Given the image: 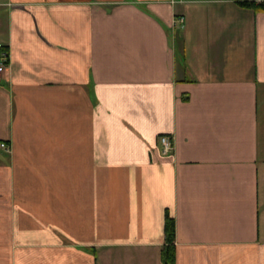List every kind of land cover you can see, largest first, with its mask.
<instances>
[{
    "label": "crops",
    "instance_id": "crops-1",
    "mask_svg": "<svg viewBox=\"0 0 264 264\" xmlns=\"http://www.w3.org/2000/svg\"><path fill=\"white\" fill-rule=\"evenodd\" d=\"M0 44V264H162L166 214L175 264H264V12L0 0Z\"/></svg>",
    "mask_w": 264,
    "mask_h": 264
},
{
    "label": "trees",
    "instance_id": "trees-1",
    "mask_svg": "<svg viewBox=\"0 0 264 264\" xmlns=\"http://www.w3.org/2000/svg\"><path fill=\"white\" fill-rule=\"evenodd\" d=\"M237 3L242 8L257 13L264 12V0H237ZM2 49H0V53L3 51ZM160 258L162 264H175V224L173 218L169 217L168 214L165 215L164 245Z\"/></svg>",
    "mask_w": 264,
    "mask_h": 264
},
{
    "label": "built area",
    "instance_id": "built-area-1",
    "mask_svg": "<svg viewBox=\"0 0 264 264\" xmlns=\"http://www.w3.org/2000/svg\"><path fill=\"white\" fill-rule=\"evenodd\" d=\"M175 23H177L179 26H183L184 20L183 18H177ZM0 49H2V45L0 44ZM8 64V53L6 51H2L0 53V72L5 70ZM159 142L161 145V151L163 154H170L174 150V145L172 140L167 136H161L159 138ZM0 149L8 152V146L5 143H0Z\"/></svg>",
    "mask_w": 264,
    "mask_h": 264
},
{
    "label": "rangeland",
    "instance_id": "rangeland-1",
    "mask_svg": "<svg viewBox=\"0 0 264 264\" xmlns=\"http://www.w3.org/2000/svg\"><path fill=\"white\" fill-rule=\"evenodd\" d=\"M4 71V70H3ZM2 72V71H1Z\"/></svg>",
    "mask_w": 264,
    "mask_h": 264
}]
</instances>
